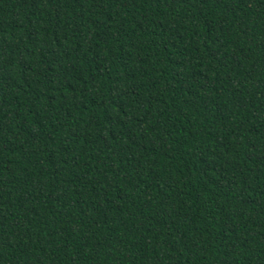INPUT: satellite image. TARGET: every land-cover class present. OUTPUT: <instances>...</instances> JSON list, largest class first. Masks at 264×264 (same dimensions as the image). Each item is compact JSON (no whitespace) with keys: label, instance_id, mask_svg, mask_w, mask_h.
<instances>
[{"label":"trees","instance_id":"trees-1","mask_svg":"<svg viewBox=\"0 0 264 264\" xmlns=\"http://www.w3.org/2000/svg\"><path fill=\"white\" fill-rule=\"evenodd\" d=\"M0 264H264V0H0Z\"/></svg>","mask_w":264,"mask_h":264}]
</instances>
